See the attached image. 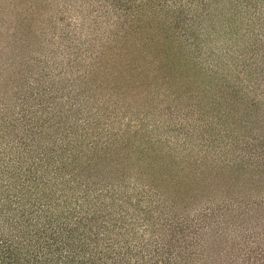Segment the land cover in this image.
Masks as SVG:
<instances>
[{
    "label": "rangeland",
    "instance_id": "obj_1",
    "mask_svg": "<svg viewBox=\"0 0 264 264\" xmlns=\"http://www.w3.org/2000/svg\"><path fill=\"white\" fill-rule=\"evenodd\" d=\"M253 1L0 0V184L109 208L125 264H264V97L222 72Z\"/></svg>",
    "mask_w": 264,
    "mask_h": 264
},
{
    "label": "trees",
    "instance_id": "obj_2",
    "mask_svg": "<svg viewBox=\"0 0 264 264\" xmlns=\"http://www.w3.org/2000/svg\"><path fill=\"white\" fill-rule=\"evenodd\" d=\"M232 5L234 6L235 4L232 3ZM256 6H259V10H256ZM251 7L253 12H250V15H253L254 12L259 14L264 11L262 0H254L250 3V7L247 8L249 9ZM234 11L236 17L240 19L239 14H241L243 8L240 12L235 9ZM250 15H242L244 19V29L242 33H251L242 34L243 36H247V40L240 41V38L235 39V42H239H237L234 52L231 53V58L229 59L231 62H224L222 72H224V74L228 73L229 75L234 72L233 75H230V77L232 76L230 83L232 89H241V87L247 83L250 84V86H252L251 89L254 90V95L251 96L252 98H255L257 95L264 97V28L257 30V28H254L252 25H248L247 17H250ZM255 15L256 14H254V16ZM258 17L259 15L255 18ZM241 20L242 19H240V22L242 23ZM261 21L262 25H260V27L264 26V15ZM231 66H234V69L236 68L237 70L231 71ZM220 78L225 79L224 75L220 76ZM247 126L248 123L243 125V127ZM242 141L245 142L246 139H242ZM250 142L249 144L253 145H251V149L248 148V150L254 151L256 154L255 158L262 166L264 163V143H259L257 139L254 141L250 139ZM124 152L126 153L127 151ZM97 156L98 155L93 157L94 159L92 158L93 161L91 159L87 161L84 167L89 169L94 166V164L100 160L97 159ZM260 171V168L256 169V173ZM7 178L8 177L4 178V183L0 184V199L3 201V204L0 205V226L8 222V224H13L14 227L9 230L8 225V230L11 233L0 234V264L128 263V259H126L128 254L121 251V246L123 245H118L115 242L116 239L113 241L109 236L103 238L99 235L101 234V230L103 232L109 231L110 227L113 228L115 226L114 223H109V208L102 211L99 216H89V218L76 216L73 218L74 220L71 219L73 221H69L71 223L69 224L68 221H65L66 216L69 214V212L66 214L68 206L62 210V208H58L56 204L48 200L51 198L41 199V197L44 196L36 194L35 190H22V187H17V181L13 182ZM5 184H7L6 187H4ZM251 188L252 187H249V190ZM194 192L195 195L198 196L202 194L201 191ZM98 193L99 196L100 193L103 192L99 191ZM87 194L89 195L88 192ZM83 196L86 197L85 192H83ZM103 196L105 195L103 194ZM110 196H112V194ZM12 197L18 202L21 200L25 201L23 199L27 198L22 204H17L19 210L22 211L17 217L14 214L11 216V210L14 208V205L10 203ZM111 200H114L113 196ZM41 201L47 203L43 205ZM34 209L38 212L34 214L30 213L26 219V217H24V210L31 212ZM72 211H74L73 206L71 208V213ZM83 214L87 216L88 210H84ZM73 215L74 213H72V217ZM9 216L11 217L9 218ZM245 217L248 216L245 215ZM24 221L26 226H23ZM56 223L60 225H56ZM260 223L263 225L262 222ZM62 224H64V226ZM60 226L65 230V234L62 233L63 231L60 233ZM99 239L102 240V243L99 242ZM128 244L127 241H124L123 248H129L130 245ZM154 263L157 264V262Z\"/></svg>",
    "mask_w": 264,
    "mask_h": 264
}]
</instances>
